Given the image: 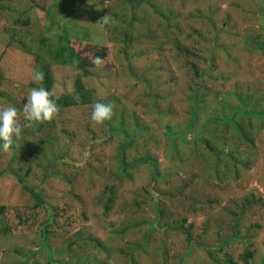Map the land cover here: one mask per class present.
<instances>
[{
  "label": "rangeland",
  "instance_id": "1",
  "mask_svg": "<svg viewBox=\"0 0 264 264\" xmlns=\"http://www.w3.org/2000/svg\"><path fill=\"white\" fill-rule=\"evenodd\" d=\"M27 16L34 24L30 30L20 28L19 20ZM53 20L58 27H53L52 37L73 35L107 44L111 58L99 68L89 67L88 77L71 63L54 60L40 43L42 31ZM16 40L30 43L36 52L21 50ZM177 45L187 46L192 53H180ZM219 60H227V70ZM43 68L48 70L55 98L73 96L78 77H83L82 85L92 92L94 102L112 103L113 118H124L125 127L137 132L134 138L141 146L152 135L156 143L162 141L172 149L161 135V128L172 125V131L187 133L186 140L180 141L186 150L197 151L205 147L195 139L199 134L212 141L208 130L218 123L228 124L229 129H222L230 139L224 150L234 154L240 167L234 164L229 177L218 175L216 165V170L210 166L203 171L188 167L181 160L183 152L178 158L170 151L172 165L192 177L193 183L174 203L158 202L163 212L159 223L154 222L157 200L139 182L127 183L129 193L122 195L126 204L112 203L105 216L99 199L115 177L110 172L116 171L122 142H97L103 137L104 123L91 120L93 105L67 108L59 118L66 137L53 122L30 137L31 147L47 141L42 146L49 154L52 144L59 145L55 153L67 151L66 162L53 167L44 154L35 156L31 150L20 153L16 161L13 147L5 153L0 141V264H217L213 256L229 251L238 264H245L240 256L245 240L218 249L220 242L232 240L235 224L254 241L257 260L251 264L264 263V0H0V105L15 106L22 123L29 90L42 87L34 74ZM193 84L208 88L207 99L202 93V99L192 96ZM236 108L247 112L246 117L234 115ZM161 116L169 123L161 122ZM238 118L245 129L239 124L230 127L232 121L222 123ZM26 133L25 129L22 135ZM216 140L212 144L222 150ZM155 149L160 163L169 159ZM90 163L97 172L105 165V176L90 174L86 167ZM10 170L19 171L22 180ZM33 193L45 204L72 206L80 220L75 230L55 236L39 233L37 227L46 215L44 209L36 211ZM62 212L57 216L61 225L67 221ZM236 213L241 214L234 217ZM143 219L149 222L146 227L131 231L130 224ZM23 222L32 232L22 229ZM69 236L74 240L68 241ZM147 236L150 252L141 246ZM99 240L103 248L96 244Z\"/></svg>",
  "mask_w": 264,
  "mask_h": 264
},
{
  "label": "trees",
  "instance_id": "2",
  "mask_svg": "<svg viewBox=\"0 0 264 264\" xmlns=\"http://www.w3.org/2000/svg\"><path fill=\"white\" fill-rule=\"evenodd\" d=\"M162 17L166 19L167 15L164 14ZM19 23L22 25L20 26V28H23L26 30H30V27L32 26L33 28V25H34L32 20L28 16L26 17V19L19 20ZM56 23L57 22L53 20V22L51 23L52 24L51 26H48V28L46 26V28L42 31V37L40 39L42 49L50 53L54 57V60H58L59 62L61 61L63 64L71 63L77 69L83 71L84 77H88V76H91V72L88 70V68L96 67L93 64H91L90 60L87 58L89 54L92 56H99L104 61L111 58L112 52L110 51L111 49L109 48L107 44H101V45L98 43L96 44L94 42L85 40L84 38L76 37L73 35L64 36V35L59 34L58 36L56 35L55 37H52L51 34L53 32V27H58L56 26L57 25ZM77 28H80L81 30H87L86 27H79L78 25H77ZM44 32L46 33L45 38H44ZM88 37L90 38V40L94 41V38L91 35V33L88 34ZM242 41H243V37H242ZM17 43L18 45L20 44L19 47L21 48V50L27 53H30L33 55L36 52L34 51V46H32L28 42L26 43L25 41L20 40V41H17ZM75 45L76 47H74ZM177 50L180 51V53H183L184 55L186 54L189 55L192 53V51L187 46L177 45ZM193 53L196 54L195 52ZM61 57H65V60H61ZM214 59H215L214 57L210 58L212 62H216L217 60L215 61ZM226 61L227 60L220 61L223 64L220 66L221 68L226 69L224 67V63H226ZM196 66H194V69L196 68ZM38 71L44 74V79L42 81V87L50 90L51 82H50L47 68H43L42 70H38ZM82 79L83 77L81 76L78 77V80L76 81V87H77L75 90L76 92L73 96L64 95V97H58V98L53 97L57 105L60 107L59 118L62 116V113L64 112V110H66L67 108L81 110V109H85V107L94 105V103H96L93 100L92 92L89 90H86L84 86L82 85V82H83ZM207 89H208L207 87H204V86L202 87L201 84H198V86H194L193 84L191 86L192 96L200 99L201 97L199 96L202 93V96H203L202 98L207 99L208 93L210 92ZM75 96H78L79 100H76L74 98ZM194 102L196 103V99L194 100ZM102 103L107 104L106 101H103ZM236 113L239 116H243V117L247 115V112L243 111V109L241 108L234 109V115ZM166 119L167 118H164L161 116V122H166ZM230 121H232L231 123L233 124V125L230 124V127L231 126L237 127L238 124L243 125L239 118L229 119V120L223 121L222 123H227ZM52 122L55 125V127L58 129V132H61L66 137L67 134H64L63 125L59 121V119L53 120ZM167 122L169 123V120ZM47 124L49 123L45 122L43 124L36 125L33 129H26L27 133L26 135L25 134L22 135L21 141L18 143H14L13 154L16 157V161L20 159L19 158L20 153H24L25 151H28V150L34 151L35 156L36 155L40 156L44 154L47 160L50 161L49 165L53 167H55L56 164L57 165L60 164V162H66L69 160L67 157V151L63 150V152H60L58 154L55 153L56 149H60L59 145H57L56 143H55V146L54 144L51 145V147L53 146V151L50 154L48 152L49 149L47 147L42 146L48 143L45 140H41V144L31 147L30 141H32V139H30V137L31 135L33 136L35 135L31 132L40 130L41 128L44 130V128H47ZM125 124L126 123H125L124 118L114 119L112 117L111 120L104 122V130H103L102 139H97V142H100L101 140L103 141L104 144H106L108 141L110 143L112 142V144L117 143V140L122 142V144H120L119 146L118 155L116 156V160H117V162L115 163L117 166L116 171L111 169V172H110V174L113 173L115 177L110 179L111 184L106 185L104 191L102 192V198L99 199L100 203L104 207L105 216L109 215V211L111 209L112 203L121 201L120 203L122 204L124 200H126V199H122V195L124 196L125 192L129 193V191L127 190V185H128L127 183L135 184L139 182L144 186L143 188L145 189V191H148V193L146 194L148 196H151L153 199L157 200V209H156L157 217H156V221L154 222L159 223L158 221L160 219L159 215H161L162 217L163 212L160 209L158 202L161 201V203H164L166 201H171L172 203H174V201H176L177 199L181 197L182 192L188 186H190V184L193 183L192 177L184 175L182 173L180 174V172L174 167V165H172L170 160H173V155L169 157L170 151H174V153H176V156H178V158L181 156V153L183 152L185 156H181L182 157L181 160H183L186 163L188 162V165H187L188 167H189V164H191L192 166L198 168V170L203 171L206 168H209L210 166L213 167L214 165H216L217 170L214 169V167H213V170H216L218 175L219 173L220 174L224 173L227 177L231 175V169L234 164L236 165V169L239 170L240 162L239 163L235 162L236 158L234 154H231V152H226L224 150L226 145H229L227 143L230 139H229V136L227 137L226 134L222 133V129L225 127L229 129L228 124L218 123L217 126H213L208 130V134L212 135V139L214 141L215 139H217L216 141L222 144L221 145L222 150H219V149L216 150L215 144L214 143L212 144L213 140L205 141L204 137L199 134L197 138L195 139L196 141L204 142L205 147H202V149L200 148L197 151L193 149L186 150L184 144H182L180 141L186 140L187 133L184 132L183 134V132L180 133L179 131H175V130L172 131V125L171 126L169 125L170 127L164 126V128H161V135L166 140H169L171 142L170 146L172 147V149H169L168 145H166L167 143L165 144L162 141L161 143L160 142L156 143V139L152 135L148 137V139L146 140V143L142 144V146L138 145L137 140L134 138L138 135L136 134L137 132L136 131H135L136 133L134 131L130 132L129 128L125 127ZM193 124H194V121L192 120L190 127L194 126ZM245 128L246 127L244 126V129ZM149 130H150V127L146 129V132H148ZM157 131L159 130L157 129ZM40 133L41 132L39 131V134ZM131 135H133L132 136L133 138L130 137ZM53 140L55 141L57 140V138L54 137ZM209 143L211 147L208 146ZM16 144H19V146L17 147ZM155 148L160 149L159 153H161V150L164 153H166L169 159H167V161H164V163L162 162L160 163L159 162L160 155L154 152V150H156ZM142 150L145 152V155L140 154ZM136 151L139 152V155H136ZM51 156H53L52 160L50 159ZM214 157L216 159H214ZM110 163L112 164V159L110 160L109 165ZM86 167L89 169L88 171H90V174L92 175L95 174L96 178H98V176L101 173H102V177L105 176L104 170H103V168L106 167L105 165L101 166L100 170L102 171L99 170L98 172L94 170L96 167L92 168L91 163L89 164V166H86ZM10 171L13 177L18 176L22 180V177L20 176L19 171H16V172H14L13 170H10ZM187 171L188 169H186V173ZM1 174H3V172L0 173V175ZM204 182L206 184L209 183V181L207 180H204ZM136 185H133V186H136ZM130 192L132 193L131 195H134L133 188ZM106 195L108 197H106ZM33 196H35L38 200L35 206L36 211H38L39 209H44V211L42 212H44L46 215V217L43 218L42 222L39 223L37 227V229L40 228L39 233H44V234L55 236L59 234V232H64L66 234V233L71 232V230H75V227L78 225L77 223L80 220L76 218V214L72 206L69 207L66 205H48V204H45L43 199L39 198L38 195H34L33 193ZM125 197H128V196H125ZM124 204L126 203L124 202ZM62 210H65L67 214L66 215L67 221L61 225V223L58 222L57 216L63 213ZM240 214L236 213L234 214V217H239ZM83 218L85 220L89 219L87 214L85 213H83ZM237 220L238 218L236 219V221ZM148 223L149 222L146 219H143L142 221H139V222L136 221V223L133 222L130 224L131 231H135L136 229H142V227L144 229ZM175 226L176 225L172 226V228ZM164 227L165 226L161 224V229H163ZM169 227L170 226H167L166 229ZM27 228H28L27 232H32L31 230H29L31 229V226H29L28 223L23 222L22 229H27ZM233 229L235 230L234 231L235 234L233 235L232 240L224 241L222 243L220 242L221 247L218 249L223 248L225 245L229 246V243L232 241L233 243H239L242 245V242L245 240L247 244L243 246L242 248L243 251L242 249H240V251H242L240 252V256L242 257V259H244L245 264H251V260L256 261L257 258H255L256 256L255 250H252L253 249L252 247L255 246L254 241L250 240L248 236L242 234V229L236 227V224L233 226ZM7 230L12 231L11 228H7ZM147 239H149V241L151 240L147 236V238L143 240L145 245H141V246L142 247L146 246L145 251L150 252L151 244L149 245V241H146ZM72 240H74V237L69 236L68 241H72ZM188 241H191L190 236L188 238ZM73 243L75 242L73 241ZM96 244L101 248L104 247L103 243H101L100 240L97 241ZM190 251L193 256V251L192 250ZM213 259L218 261L217 264H238L235 261V257L230 253V251L224 254V256L222 257L213 256ZM261 264H264V263L261 261Z\"/></svg>",
  "mask_w": 264,
  "mask_h": 264
},
{
  "label": "clouds",
  "instance_id": "3",
  "mask_svg": "<svg viewBox=\"0 0 264 264\" xmlns=\"http://www.w3.org/2000/svg\"><path fill=\"white\" fill-rule=\"evenodd\" d=\"M107 20V16L103 18ZM87 58L91 64L97 68L104 64V60L99 56L88 55ZM33 79L39 83L43 81L44 74L36 71ZM54 91L43 87H36L29 90L27 102L23 105V120L21 122L20 113L15 106L0 105V141H2V150L7 153L14 145V141L22 139V133L25 129H33L38 124L45 122L51 123L53 120L59 119L60 107L53 99ZM79 100L78 96L74 97ZM114 115V105L112 103H102L97 101L94 103L91 120L96 124H103L111 120ZM17 147L19 144H16Z\"/></svg>",
  "mask_w": 264,
  "mask_h": 264
}]
</instances>
